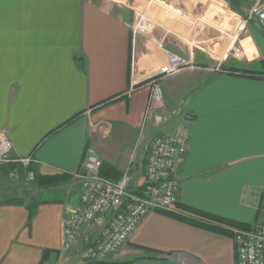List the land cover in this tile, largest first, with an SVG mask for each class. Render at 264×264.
Masks as SVG:
<instances>
[{
  "label": "crops",
  "instance_id": "1",
  "mask_svg": "<svg viewBox=\"0 0 264 264\" xmlns=\"http://www.w3.org/2000/svg\"><path fill=\"white\" fill-rule=\"evenodd\" d=\"M190 2L201 15L144 0H0V129L14 156H34L36 174L54 177L28 181L2 165L12 196L0 193V264H237L234 237L193 210L249 225L264 218V23L250 16L255 0ZM163 12L170 26L188 22L185 37L163 27L134 35L140 18ZM209 24L222 35L210 36ZM196 26L201 38L190 33ZM166 49L193 66L160 81L156 111L166 120L157 125L144 121L149 86L131 87L132 62L142 79L166 62ZM172 114L173 128L191 115L179 169L183 218L147 213L104 261L65 248L87 147L111 178L130 166L132 184L141 185L150 143Z\"/></svg>",
  "mask_w": 264,
  "mask_h": 264
},
{
  "label": "built area",
  "instance_id": "2",
  "mask_svg": "<svg viewBox=\"0 0 264 264\" xmlns=\"http://www.w3.org/2000/svg\"><path fill=\"white\" fill-rule=\"evenodd\" d=\"M264 23V0H255L250 16ZM154 21L140 18L133 28L137 33H152ZM189 60L166 49V62L146 75L136 79L135 60L132 62V86L146 83L149 86L144 121L152 118L157 125L166 117L156 111L162 103L160 81L190 66ZM136 80V81H135ZM184 120L171 131H163L152 140L145 181L133 185L128 166L120 178L101 173L103 160L93 147H87L81 169L75 174L83 183V190L63 226L64 247L79 246L85 261L100 262L125 247L144 216L151 211L182 214L179 202V169L189 148L190 129ZM13 142L0 129V166L15 163L28 181H35L34 156H14ZM133 160V159H132ZM236 245L237 264H264V221H256L248 228L230 226Z\"/></svg>",
  "mask_w": 264,
  "mask_h": 264
},
{
  "label": "rangeland",
  "instance_id": "3",
  "mask_svg": "<svg viewBox=\"0 0 264 264\" xmlns=\"http://www.w3.org/2000/svg\"><path fill=\"white\" fill-rule=\"evenodd\" d=\"M144 1H146V3H148V2H150V1H152L154 4H157L158 6H160L163 10H165V12H166V10H171V5H175L177 8H178V11H176V12H178V13H189V14H191V13H193V11H195V10H197V14H200L201 15V12L199 13L198 12V8L196 9V8H193L192 10L193 11H191L190 10V5H189V3H191L190 1L191 0H144ZM196 0H194V2H195ZM170 5V6H169ZM152 6H153V4H152ZM175 7V8H176ZM173 9V8H172ZM162 10V11H163ZM188 10V11H187ZM165 12H163V15H161L160 17H158V19L160 20L161 19V21H159V20H157V16H154V15H151L152 17H153V20H155L154 21V23L156 24V28L155 29H158L159 27L160 28H167V31H170V32H168L170 35H172V36H178L179 37V39H182V38H180L181 36L183 37V35H181L178 31H180V32H182L183 34H184V37H185V34L187 33V31L186 30H188V25L189 24H187L188 22L187 21H183V20H181L180 18H178V24L177 25H172V26H170V23H169V21H166V15H165ZM183 15V14H182ZM199 15V16H200ZM152 20V19H151ZM152 20V21H153ZM183 22V23H182ZM182 23V24H181ZM211 23V22H210ZM213 24V23H212ZM199 25V24H198ZM222 26V25H221ZM185 28V29H184ZM196 29H194V30H192V32H190L192 35H194L196 38H201V34L200 33H203V31H200V30H198L197 31V29H199V26H196L195 27ZM207 30L206 31H208L207 33L210 35V36H215L216 34H221L222 35V33H221V30H219L218 31V29H220V28H222V27H218V26H214V25H207L206 27H205ZM166 30V29H165ZM171 31H172V33H171ZM205 32V31H204ZM189 33V34H190ZM223 34H224V32H223ZM180 55V54H179ZM180 56H182V55H180ZM182 57H184V56H182ZM186 58V57H185ZM187 59V58H186ZM189 60V59H188ZM189 64H190V66L188 67V68H190L191 66H193V64L191 63V61L189 60ZM154 139V138H153ZM152 139V140H153ZM151 143H152V141H151ZM151 143H150V146H151ZM149 150H150V147H149ZM149 150H148V153H147V159H148V154H149ZM15 165V167L16 168H18V170H19V172H22L23 174H24V171L21 169V168H19V167H17V165L15 164V163H10V165ZM6 165H9V164H6ZM2 168H3V166H0V172H2ZM21 173V174H22ZM1 174V173H0ZM26 175V174H25ZM12 177V176H11ZM23 179V178H22ZM11 183H12V180L10 179V177H4V176H1L0 175V193H1V195H2V193H4L5 194V198H11V193H12V191H11ZM82 190H83V187H82ZM81 190V191H82ZM81 193V192H80ZM18 197V196H17ZM20 200V199H19ZM0 201H1V196H0ZM22 201V200H21ZM20 201V202H21ZM260 221H264V218L263 219H261ZM82 257V256H81ZM83 259V258H82Z\"/></svg>",
  "mask_w": 264,
  "mask_h": 264
},
{
  "label": "trees",
  "instance_id": "4",
  "mask_svg": "<svg viewBox=\"0 0 264 264\" xmlns=\"http://www.w3.org/2000/svg\"><path fill=\"white\" fill-rule=\"evenodd\" d=\"M104 102H105L104 104H106V102L109 103L110 100L107 99V100H105ZM101 173H102L104 176L111 177L109 174L106 173V171H105L104 169H101ZM24 174H25V172H24ZM35 174H36V172H35ZM44 178L48 179V182H49L50 184H53V183H54V182H53L54 177H40V176H38V174H36V179H35V180H37V181H39V182H40V181L43 182ZM112 178H113V177H112ZM118 178H119V177H115V179H118ZM193 211H194L195 213L201 215V216H206V217H208V218H210V219L216 220V221H217V222H216L217 224H216V225H212L211 227H212L213 229H215V230H218V231H220V232H224V233H228V234H230V235H232V236H233V232L230 230V228H229L230 226L233 225V226H237V227H241V228H248V227H250L249 224L235 222V221H232V220H230V219H225V218H222V217H215V216L209 215V214H207V213L199 212V211H196V210H193ZM165 213H168V214L174 215V216H176V217H181V218H183L182 214L169 213V212H165Z\"/></svg>",
  "mask_w": 264,
  "mask_h": 264
},
{
  "label": "water",
  "instance_id": "5",
  "mask_svg": "<svg viewBox=\"0 0 264 264\" xmlns=\"http://www.w3.org/2000/svg\"><path fill=\"white\" fill-rule=\"evenodd\" d=\"M175 117H176V115L175 114H172L171 115V117H170V120H169V125H168V127L166 128V131L167 132H169V131H171L172 129H173V127H174V123H175ZM166 254V256H169V257H176L177 255H175L174 253H165Z\"/></svg>",
  "mask_w": 264,
  "mask_h": 264
}]
</instances>
